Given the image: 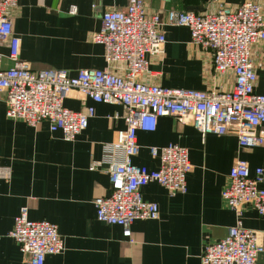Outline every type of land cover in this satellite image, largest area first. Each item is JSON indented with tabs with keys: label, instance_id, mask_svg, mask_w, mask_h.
<instances>
[{
	"label": "crops",
	"instance_id": "1",
	"mask_svg": "<svg viewBox=\"0 0 264 264\" xmlns=\"http://www.w3.org/2000/svg\"><path fill=\"white\" fill-rule=\"evenodd\" d=\"M8 11L20 41L19 60L33 71L56 69L75 77L81 70L106 67L102 45L92 41L100 31L106 12L125 9L126 0H17ZM149 13L165 16L168 10L203 13L221 6L235 9L245 2L264 0H145ZM72 7L76 14H71ZM166 42L163 54L148 58L149 73L143 82L173 89L197 91L229 90L233 77L213 72L209 52L192 45L184 27L162 26ZM0 53L7 55L6 46ZM258 83L255 93L264 94V66L255 54ZM5 66L11 62L4 61ZM5 97L0 99V168L10 170L0 177V264H24L25 256L9 232L22 208L31 221L56 225L65 250L49 255L44 264H201L205 245L226 237L237 223L236 214L225 204L221 192L237 160L246 161L250 171L264 170V145L240 148L233 132L202 135L194 127L181 125L172 117H161L153 132H138L137 166L157 170L159 161L149 147L175 144L187 149L191 171L186 175L187 192L170 196L156 182L142 189L145 202L158 206L155 220L139 219L131 226L133 242L122 228L96 220L93 201L110 195L108 175L90 171L93 159L102 156V145L116 141V131L125 128L124 106L95 103L72 92L63 105L71 111L93 107L88 127L73 142L59 132L50 133L47 123L37 128L6 117ZM264 131V126L260 128ZM264 188V182L261 185ZM244 228L256 232L264 248V217L245 206ZM264 264V252L259 257Z\"/></svg>",
	"mask_w": 264,
	"mask_h": 264
},
{
	"label": "built area",
	"instance_id": "2",
	"mask_svg": "<svg viewBox=\"0 0 264 264\" xmlns=\"http://www.w3.org/2000/svg\"><path fill=\"white\" fill-rule=\"evenodd\" d=\"M17 0H0V99L5 97L6 117L22 120L32 128L47 123L50 133L59 132L65 142H73L87 129L94 116L93 107L75 112L63 102L75 91L95 103L124 106L121 119L125 128L116 131V141L102 145L100 159L91 161L89 170L108 175L110 195L93 201L98 222L118 225L123 237L133 242L131 226L139 219L155 220L156 204L145 202L142 189L151 182L163 186L170 196L187 192L186 175L192 166L187 149L170 144L149 147L159 161L157 170L137 166L138 132H153L161 117H172L181 125L194 127L202 135L233 132L240 148L264 145V94L255 93L258 83L255 54L264 66V12L258 3L245 2L235 9L221 6L216 12L195 13L168 10L149 13L145 0H126L125 9L106 12L99 32L92 35L102 45L106 67L81 70L75 77L56 69L31 70L19 60L20 41L14 33L8 11ZM71 14H76L72 7ZM184 27L190 31L192 45L209 52L213 72L231 75L227 90L197 91L152 85L141 80L149 73L148 58L163 54L166 42L162 26ZM11 62L5 66L4 61ZM10 170L0 168V177ZM264 170L251 173L246 161L237 160L221 192L225 204L236 214L237 223L225 238L205 245L201 264H260L264 248L255 231L241 223L245 206L264 217ZM25 256L24 264H44L49 255H58L64 240L53 223L31 221L22 208L9 232Z\"/></svg>",
	"mask_w": 264,
	"mask_h": 264
}]
</instances>
